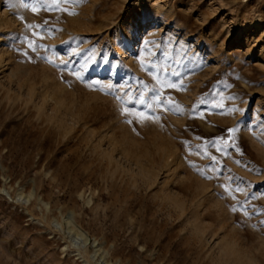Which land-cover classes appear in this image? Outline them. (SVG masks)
I'll list each match as a JSON object with an SVG mask.
<instances>
[{
    "label": "rangeland",
    "instance_id": "1",
    "mask_svg": "<svg viewBox=\"0 0 264 264\" xmlns=\"http://www.w3.org/2000/svg\"><path fill=\"white\" fill-rule=\"evenodd\" d=\"M142 1L0 0V264H264V0Z\"/></svg>",
    "mask_w": 264,
    "mask_h": 264
},
{
    "label": "snow or ice",
    "instance_id": "2",
    "mask_svg": "<svg viewBox=\"0 0 264 264\" xmlns=\"http://www.w3.org/2000/svg\"><path fill=\"white\" fill-rule=\"evenodd\" d=\"M33 11H35V8H33ZM32 46L35 47V45H32ZM49 62L51 63L52 61H49ZM64 64H65V67H66L67 66V62H64ZM174 75H176V74L174 73ZM169 86L172 87L174 85L170 84ZM152 92L154 94L153 95V99H155L156 103L159 104L161 107H163L165 110H171L172 108L175 107L174 104L167 103L162 97H160V94H159V92L157 90H152ZM137 96H139V94H137ZM127 103H131V104L140 103L141 105H149L150 106V101H146L144 99H135L134 98L133 100H131V101L127 102ZM217 107H219V106L217 105ZM125 111H127V109ZM137 113L140 116H144L145 115V113L143 112L142 109H137ZM148 115L149 116H154L155 113L149 112ZM128 122L131 123L132 121L129 120ZM228 131L231 132V131H233V129H229ZM226 190H228V189H226Z\"/></svg>",
    "mask_w": 264,
    "mask_h": 264
},
{
    "label": "bare ground",
    "instance_id": "3",
    "mask_svg": "<svg viewBox=\"0 0 264 264\" xmlns=\"http://www.w3.org/2000/svg\"><path fill=\"white\" fill-rule=\"evenodd\" d=\"M149 2H150V1L147 0V1H142L141 3H142V5H143V4H148ZM2 191L5 192V193L8 195V197H10L9 193H8L5 189L2 188ZM20 199H21L20 196H17V197H16V200H20ZM23 199H24V198H23ZM71 236H72V235H71ZM73 236H74V235H73ZM75 241H76V242L79 241L80 243H84V239L81 238V237H78V236L75 237Z\"/></svg>",
    "mask_w": 264,
    "mask_h": 264
}]
</instances>
